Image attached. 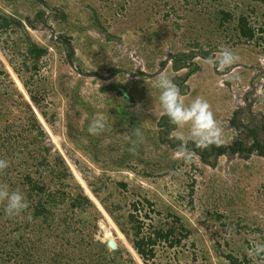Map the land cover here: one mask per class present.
Returning a JSON list of instances; mask_svg holds the SVG:
<instances>
[{
	"label": "rangeland",
	"instance_id": "rangeland-1",
	"mask_svg": "<svg viewBox=\"0 0 264 264\" xmlns=\"http://www.w3.org/2000/svg\"><path fill=\"white\" fill-rule=\"evenodd\" d=\"M43 1L46 5L39 0H0V7L23 20L31 38L49 50L35 68L25 57L27 36L13 27L9 28L10 33L0 31V36L5 38L2 45L8 53L7 56L0 49V68L7 72L5 75L3 71L0 76V159L16 156L23 147L35 156L45 150L49 154L58 150L83 182L85 193L103 213L104 217L98 219L99 229L92 230L95 240L108 243V238L115 237L117 248L108 246L112 250L127 249L138 264L145 262L107 207L125 224L133 210L142 221L144 234H153L157 228L175 229L179 237L182 233L188 234L182 235V243L173 247L168 241L158 243L156 256L149 264H228L225 254L242 258L254 244L264 243V156L228 153L212 155L206 162L194 150V145L189 144L187 147L194 153L191 160L174 158L177 147L165 137L178 129L173 125L167 136L160 133L164 125L159 115V89L153 87L157 76L167 74L179 87L186 104L196 97L209 103L221 128V143L228 145L239 138L250 145L252 139L247 130L234 126L232 120L254 124L257 116L258 124L264 125V31L260 30L264 28V1ZM220 10L232 12L236 20L240 15L248 16L257 29L253 42L234 45L235 39L228 40L225 32H219ZM7 35H10L8 41ZM222 45L238 59L224 69L206 64L207 58L201 53L210 50L214 56ZM184 51L194 52L191 62L201 66L198 75L187 82L182 80L187 69L174 70L171 60ZM163 60L167 61L164 68L160 65ZM111 68L125 69L124 79L120 72L110 78ZM94 70L97 75L83 77ZM140 70L146 75L137 76ZM227 78L233 84L230 82L224 87L221 81ZM250 78L253 86L245 90ZM119 79L133 98L122 97L112 91L114 87L109 88L111 82ZM13 82L15 85H11ZM24 82L44 98L40 102L49 121ZM75 84H81L78 89L85 101L99 109L91 111L93 116L102 113L107 118L105 130L99 135L86 133L84 122L89 111L82 112L74 100ZM19 94L45 124L42 123L45 141L41 136L33 137L28 125L15 118L18 108L24 111V106L18 103ZM237 110L240 113L235 117ZM132 113L137 127L129 120L133 119L129 115ZM14 119L17 123L3 137L7 134L5 126ZM69 126L72 135L68 138ZM136 128L141 130L143 140L133 154L128 151L131 145L125 136L136 139L131 136ZM80 130L84 131L82 137ZM28 161L36 163L37 158ZM15 172L14 180L21 179L22 171ZM219 214L221 218L217 217ZM23 218L22 214L7 218L4 205L0 204V264L26 262L22 253L11 256L10 249L16 240L25 238L28 243L30 238L40 237L30 230L34 225L41 226L33 222L26 227ZM95 240L92 239L93 244ZM93 248L83 250L73 264L82 260L93 262L96 252ZM247 258L249 261L245 264H264L259 258Z\"/></svg>",
	"mask_w": 264,
	"mask_h": 264
},
{
	"label": "trees",
	"instance_id": "trees-1",
	"mask_svg": "<svg viewBox=\"0 0 264 264\" xmlns=\"http://www.w3.org/2000/svg\"><path fill=\"white\" fill-rule=\"evenodd\" d=\"M264 1V0H261ZM218 21L220 32H225L226 36L230 39H235V43H251L257 37V29L251 23L250 19L246 15H240L237 20L234 19L232 12L226 10H220ZM38 16H41L42 13H38ZM29 23H32L31 20H28ZM10 27H13L16 30H21L27 36V49L25 57L32 61V66L35 68L38 67L39 62L42 58H45L49 54L47 47L42 46L35 42L27 28L25 27L23 20L17 18V16H12L6 12L4 8L0 7V31L10 33ZM264 31V28L260 29ZM233 35V36H232ZM10 39V35H7L6 41ZM5 42V38L0 36V49L8 56L6 48L2 45ZM13 42V39L10 43ZM209 45L212 44V41L208 42ZM219 43H221L219 41ZM67 48L73 49L72 46L65 43ZM217 46V45H216ZM215 47V46H212ZM194 49V48H193ZM201 54L205 58L213 57L210 50H205ZM172 57V56H171ZM195 57L194 52L184 51L175 54L171 60H173V68L178 71L183 68H186L184 77L182 78L183 82L187 81L188 78L194 74L199 66L193 61ZM11 59V58H9ZM2 61L0 60V65ZM167 61H161V67H165ZM6 73L5 70L0 68V76L2 73ZM82 70H79L81 72ZM118 72L121 74V79H124L126 70L122 68H111L110 78L115 76ZM97 75V70L91 71L90 74H84V78L87 76ZM146 75L145 71H138L137 76ZM123 76V77H122ZM180 78V77H179ZM95 79V78H93ZM177 80V78H176ZM175 80V81H176ZM81 83V79H79ZM26 83L30 96L32 97L35 104L39 107L42 115L46 120H50L47 112L42 108L39 97L35 94L34 91L29 88V85ZM113 84V86H112ZM11 85H15L14 82ZM81 84H75L73 98L78 102L81 111H89L87 120L84 122L86 128L93 117L91 111L96 110L92 103L86 102L85 99L79 93V87ZM109 88H112V91H117V93L127 99L133 98L128 90L123 86L122 82L119 80L113 81L110 83ZM18 92V90H17ZM18 103L24 106V111L17 109L20 122L24 121L28 125L29 131L32 132L33 137L43 138L45 141L46 130L42 125L39 117L32 108V106L23 99V95L19 94ZM112 98H109L111 101ZM115 98L113 97V100ZM264 103V95L262 96ZM13 101V100H12ZM2 106L0 105V109ZM99 109H97L98 111ZM1 113V110H0ZM13 110L9 112L11 115ZM240 110L235 112V117L239 115ZM10 115L3 117V120L10 117ZM133 119V125L137 127L136 116L135 114H129ZM135 120V121H134ZM1 121V120H0ZM160 121L164 125V131L160 133L162 135L166 134L167 136L173 126L167 116H161ZM8 123V122H7ZM9 126H5V132H7V137L10 132L9 128L12 125L17 123L16 119L9 122ZM232 123L236 127H244L247 130L248 136L252 139V143L247 145L243 139H236L232 143L225 145L220 143L219 145H211L208 148L200 149L195 147L191 142L189 144L194 145V150L200 154L203 161L208 162L209 157L212 155L220 156L225 154H241L246 157H249L252 153H258L261 156H264V144L261 143L259 138V131L252 124H245L233 118ZM19 126V125H18ZM264 129V125H262ZM15 129L17 127L15 126ZM26 130V126L23 128ZM83 130H80V137H82ZM88 131H86L87 133ZM68 138L72 135V128L69 126L66 131ZM0 136H2L0 132ZM29 136V135H28ZM131 136L134 137L132 134ZM5 139V138H4ZM165 140L168 143H171L173 147H178L179 141H173L165 137ZM27 147V145H25ZM21 151L16 156H11L8 161V167L0 172V184H7L11 190L19 189L26 197L29 202V209L27 212L32 214V220L29 222L25 219L27 212L22 213L24 216L23 224L26 227H30V224L33 222L37 224L40 228L34 227L30 232L34 235L39 234L40 237L37 239L30 238L31 241L26 243V239L16 240L14 247L9 251V254L16 256L22 253L27 259L26 262H16V264H73L75 257L80 255L82 256V251L87 250L91 246L94 247L95 255L93 256V262H86L82 260L76 264H138L131 252L127 249L119 247L117 250H112L107 241L103 242L102 240H95L92 230L99 229L98 219L104 217L103 213L100 212L99 208L96 206L94 201L90 198L85 192V188L82 182L76 177L69 164L63 157V155L58 151L54 150L52 154H49L44 151L39 153V155H31L24 147L20 148ZM49 150V148H48ZM9 157V156H7ZM37 158L36 163L29 162V158ZM76 163L77 161L72 158ZM16 169L22 171V178L19 180H14ZM69 179V180H68ZM90 186L91 181L88 178H85ZM95 189L93 188V191ZM96 191V190H95ZM94 191V192H95ZM102 203L105 204L103 199L98 196ZM107 207V206H106ZM134 209H137L136 204H134ZM108 212L120 227L123 233L126 234L127 238L131 241L134 249L137 251L139 256L143 259L145 264H149L151 259H154L156 256V245L162 241H168L170 246H176L182 243L183 237L188 236L186 233H182L181 236L175 235V229L172 228H157L153 234H144L143 233V224L142 221L137 217L133 210L129 212L126 224L122 223L120 218L116 216L113 211H110L107 207ZM218 218L222 216L217 215ZM94 228V229H93ZM92 239L95 240L93 244ZM90 245V246H89ZM98 252V253H97ZM98 256V257H97ZM228 264H245L249 261L247 254H244L242 258L238 257L233 253H227L224 255ZM206 259V257H204ZM100 259V260H99ZM207 260V259H206ZM96 262V263H95ZM208 264V262H205Z\"/></svg>",
	"mask_w": 264,
	"mask_h": 264
},
{
	"label": "clouds",
	"instance_id": "clouds-1",
	"mask_svg": "<svg viewBox=\"0 0 264 264\" xmlns=\"http://www.w3.org/2000/svg\"><path fill=\"white\" fill-rule=\"evenodd\" d=\"M39 1L46 5L43 0ZM237 59L238 57L231 50L222 45L213 57L205 60V63L224 69L230 67ZM230 72L232 73L233 70ZM248 86L251 87L253 84ZM153 87L159 89L158 99L161 108L159 115L167 116L169 122L178 129L172 131L168 136L170 140L179 141L174 158H180L185 161L191 160L194 153L187 147L189 142L202 150L214 144L219 145L222 142L220 139L221 128L214 117L209 103L205 99L196 97L186 104L179 87L165 73L157 76ZM246 93L248 94V92ZM246 98L245 96L244 99L246 100ZM106 123L107 118L102 113H97L91 119L87 131L91 135H99L105 130ZM185 128H187V131H184ZM133 135L136 139H132V137L127 135L125 139L131 145L128 151L135 154L138 143L143 140V134L139 128H136L133 129ZM7 167L8 161L0 159V172ZM73 172L75 174V170ZM0 204L4 205V213L10 219L20 216L29 209V202L25 195L19 189L10 190L7 184H0ZM25 219L30 222L32 214L27 212ZM248 256L264 261V243L254 244L248 250Z\"/></svg>",
	"mask_w": 264,
	"mask_h": 264
},
{
	"label": "flooded vegetation",
	"instance_id": "flooded-vegetation-1",
	"mask_svg": "<svg viewBox=\"0 0 264 264\" xmlns=\"http://www.w3.org/2000/svg\"><path fill=\"white\" fill-rule=\"evenodd\" d=\"M249 82H250V84H253L252 78H250ZM254 120H255V122L252 125L256 129H258V131H259V138L262 141V140H264V129H263L262 125L258 124V122H257L258 121V117L257 116H255Z\"/></svg>",
	"mask_w": 264,
	"mask_h": 264
},
{
	"label": "crops",
	"instance_id": "crops-1",
	"mask_svg": "<svg viewBox=\"0 0 264 264\" xmlns=\"http://www.w3.org/2000/svg\"><path fill=\"white\" fill-rule=\"evenodd\" d=\"M201 67V66H200ZM198 68V70L194 73V74H192L189 78H188V80L187 81H189V79H193V77H196L197 75H198V73H199V71L201 70V68ZM238 67H240V66H237V68ZM249 70H251L252 71V68H250V67H247ZM239 69V68H238ZM254 72V71H253ZM231 73V72H230ZM251 74V73H250ZM187 81H185V82H187ZM224 81H226L225 83H224ZM228 81V78H227V80H223V84H221L222 86H229L231 83L233 84V82L232 81H230V82H227ZM249 84H250V82H249ZM244 94H247L246 92H244ZM243 98V97H242Z\"/></svg>",
	"mask_w": 264,
	"mask_h": 264
},
{
	"label": "water",
	"instance_id": "water-1",
	"mask_svg": "<svg viewBox=\"0 0 264 264\" xmlns=\"http://www.w3.org/2000/svg\"><path fill=\"white\" fill-rule=\"evenodd\" d=\"M38 114V113H37ZM43 123V122H42ZM261 143L264 144V140L261 141ZM65 157V156H64ZM66 159V157H65ZM108 245L112 248V249H116L117 248V240L115 237H111V238H108Z\"/></svg>",
	"mask_w": 264,
	"mask_h": 264
},
{
	"label": "built area",
	"instance_id": "built-area-1",
	"mask_svg": "<svg viewBox=\"0 0 264 264\" xmlns=\"http://www.w3.org/2000/svg\"><path fill=\"white\" fill-rule=\"evenodd\" d=\"M221 83L223 84V80L221 81ZM249 88V86H246V89L245 90H247Z\"/></svg>",
	"mask_w": 264,
	"mask_h": 264
}]
</instances>
